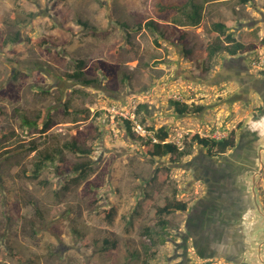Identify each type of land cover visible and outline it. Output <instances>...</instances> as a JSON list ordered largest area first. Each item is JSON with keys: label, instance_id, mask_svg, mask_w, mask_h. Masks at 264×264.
<instances>
[{"label": "rangeland", "instance_id": "1", "mask_svg": "<svg viewBox=\"0 0 264 264\" xmlns=\"http://www.w3.org/2000/svg\"><path fill=\"white\" fill-rule=\"evenodd\" d=\"M192 4L203 5L198 24ZM229 19L236 38L255 49L206 54L204 72L214 23ZM149 20L159 30L143 27ZM263 38L264 0H0V264H204L193 243L203 210L219 215L211 238L227 232L223 246L247 245L240 263L264 264V106L247 88L264 83ZM240 56L247 79L228 67ZM79 60L93 84L66 77ZM173 100L204 110L181 115ZM43 113L52 125L45 133ZM119 117L140 124L145 132H133L144 139L165 127L168 141L183 147L189 133L235 130L240 146L215 157L195 145L173 164L147 155ZM96 135L92 155L65 149L35 176L41 153ZM84 161L91 171L75 173L71 166ZM176 192L188 211L166 217L171 236L150 257L143 231L157 229L156 207ZM239 212L227 228L222 219ZM253 249L255 261L244 260Z\"/></svg>", "mask_w": 264, "mask_h": 264}, {"label": "trees", "instance_id": "2", "mask_svg": "<svg viewBox=\"0 0 264 264\" xmlns=\"http://www.w3.org/2000/svg\"><path fill=\"white\" fill-rule=\"evenodd\" d=\"M252 1L253 0H238V2L242 5H247ZM191 6L193 9L192 20L195 24H198L201 20L203 5L192 4ZM79 23L82 24L85 28L89 27V23L87 22L80 20ZM235 25V19H229L227 21L220 20L214 23V30L216 31L217 37L215 41L208 45L207 49L202 52V58L200 59L201 68L204 72L209 71V68L206 66V54L209 58H213L216 54L221 52H227L231 56H238L255 49L254 43L246 44L236 38L234 32L232 31ZM139 27L142 28V25H140ZM143 27L159 30L158 27L155 26V22L153 20L147 21L143 25ZM161 35L165 37L164 33L162 32ZM262 41L264 44V38L262 39ZM187 52L190 53V51ZM86 74L87 71L85 69V61L79 60L77 62V69L73 73L68 74L66 77L68 79H75L86 85L93 84L95 80L86 78ZM173 104L176 112L181 115H200L204 110L203 106H191L178 100H173ZM145 107V104L139 105L136 112L139 113L140 110ZM82 116L84 119L89 118V115L87 113H83ZM119 118L126 123L131 136L135 140L142 142L143 150L147 155H150L153 158H164L167 156H171L170 161L173 164L179 162L183 157L190 156L192 154V148L195 145L199 146L200 148L206 149L210 156L215 157L222 156L223 154H226L228 151L233 150L238 146V137L235 130L230 131L227 136L221 138L201 136L199 133H189L187 135V142H185L184 146L181 147L174 142L168 141L170 136L165 127L160 128L157 132L154 133L152 137L144 139L142 136L136 135L133 132V120L124 117ZM41 119L42 122L40 123H43V128L40 129V131L45 133L51 128L52 125L50 121H45L47 119L45 113L41 115ZM26 123L31 126H37L38 124L28 120L27 118ZM98 136L96 135L91 137L87 142H84L83 145L78 144L76 141H72L63 145L62 148H57L50 152L45 151L41 153L42 159L36 164L35 176H39L40 172L47 165V162L55 163L58 158H61V155L65 149H68L80 156L92 155ZM33 150H37V145H35ZM61 162L62 161L59 162V165H61ZM91 166V161H84L72 165L71 168L75 173H79L80 175H87V173L92 169ZM62 171L63 170H61L60 172L62 173ZM45 182L47 183V181ZM176 195L177 192L173 197L166 198L165 204L163 206L156 207V215L158 217V222L156 225L157 229L146 227L143 231V234L145 236H148L151 240V245L145 246V253L147 255H150V257H152L153 254L158 251L157 248L159 246L166 244L168 238L171 236L168 233L170 221L166 217L178 212L188 211V203L186 201L179 200ZM207 211L209 210H203L200 215L197 214L194 218V220H197V224H199L198 226H202L206 217H209V213ZM111 245L116 246L117 244L116 242H114ZM144 264H150L149 258L144 260Z\"/></svg>", "mask_w": 264, "mask_h": 264}, {"label": "crops", "instance_id": "3", "mask_svg": "<svg viewBox=\"0 0 264 264\" xmlns=\"http://www.w3.org/2000/svg\"><path fill=\"white\" fill-rule=\"evenodd\" d=\"M232 58H233L232 60H236L237 61V60H239V58H243V57L240 56V57H232ZM242 64H243L244 68H248L249 67V62L247 61V59H244ZM233 70L231 69L232 72H234ZM242 73H243L244 76H246V79H247V75L250 74V72L249 73L246 72V69ZM238 78L243 80V78H241L240 76ZM259 88H260L261 94L264 96V83H263V85H259ZM207 212L209 213L208 215H209L210 218L206 217V219L204 220L202 226H197L196 227V229H199V231H200L199 232V237L197 239L196 238L193 239V243H194L195 249L197 250V252L201 256L202 260H205L204 264H210V263L211 264H218V261L216 262V260H214V259H218V258L226 259V261H229L228 263H230V264H233L234 263L233 261H235V262L237 261L236 264H247V261H245V262L243 261L244 263H242V262L240 263L241 259L243 258L242 254L247 251L246 250L247 249L246 245H245V247L241 246V248H239V249H237V247H235V245H231V244H229L227 247H225V246H223V241L224 240L221 241L222 243L219 241V237L218 236H220V235H216L215 238H211L210 237L211 234H208V233H210L209 230L212 227L211 220L215 219L214 218L215 216H217V218H218L219 215H218V213L213 212V211H211V212L207 211ZM239 213L236 214V215H228V216H226V217H224L222 219V221L224 222L225 226H227V228L231 227V224L233 222H236V221L241 219L242 213H240V214ZM194 217H196V216H194ZM192 220H193V218H192ZM224 224H222V225H224ZM204 226H206L207 228H205ZM187 229H188V227H187ZM190 231H191V229H190ZM241 235H242V237H244V235L242 233H241ZM227 237H226L225 241L228 240ZM204 243H206V244H204ZM249 244H250V247L249 246L248 247L250 249L251 248V243H249ZM203 250L206 251V252L208 251V255L202 254V253H204ZM254 252H255V249H253L252 253H250V250H248V252H247L248 255L245 254L246 256H245L244 260H246L247 257H248V260L250 259L251 261L254 262L255 261L254 260L255 257L252 256ZM240 256H242V257H240ZM256 257H257V255H256Z\"/></svg>", "mask_w": 264, "mask_h": 264}, {"label": "flooded vegetation", "instance_id": "4", "mask_svg": "<svg viewBox=\"0 0 264 264\" xmlns=\"http://www.w3.org/2000/svg\"><path fill=\"white\" fill-rule=\"evenodd\" d=\"M241 59H243V58H239V60H232V61H230V64H228V67L230 68V69H234L233 71H236L238 74H243L242 72L246 69V72L247 73H249L250 72V68L248 67V68H244L243 67V64H242V60ZM244 61V60H243ZM239 62V63H238ZM235 81L239 84V85H242V82H243V80L242 79H239L238 77L237 78H235ZM245 82H248L247 80H245ZM252 83V82H251ZM251 83H249L248 84V86H247V88L250 90V91H253V92H256L258 95H259V97L261 98V101L263 102V106H264V96L261 94V92H260V88H259V86L258 85H252ZM252 87H254V88H252ZM249 97V95L247 96V98ZM244 98L246 99V96H244ZM239 145V144H238ZM240 146V145H239ZM238 147V146H237ZM236 147V148H237ZM260 157H261V154H260ZM227 235H228V233L226 232L225 234H222V235H220V236H218L219 237V241H222V240H226V237H227ZM227 239H228V237H227ZM241 240L243 241V239L241 238ZM233 243H234V245H235V247H237V249H239V248H241V246H243V247H245L244 245H243V243H241V241H240V239L239 240H234L233 241ZM247 246V245H246ZM234 263L233 264H236L237 263V261L235 262V261H233Z\"/></svg>", "mask_w": 264, "mask_h": 264}, {"label": "built area", "instance_id": "5", "mask_svg": "<svg viewBox=\"0 0 264 264\" xmlns=\"http://www.w3.org/2000/svg\"><path fill=\"white\" fill-rule=\"evenodd\" d=\"M134 129L138 133H141L142 131L145 132L144 128L140 124H138V123L136 125H134Z\"/></svg>", "mask_w": 264, "mask_h": 264}, {"label": "water", "instance_id": "6", "mask_svg": "<svg viewBox=\"0 0 264 264\" xmlns=\"http://www.w3.org/2000/svg\"><path fill=\"white\" fill-rule=\"evenodd\" d=\"M97 87L98 88H100L101 90H104V91H106V89L104 88V86H103V83L101 82L99 85H97ZM261 165L263 166L264 165V163H262L261 162ZM253 180L255 181V178H253Z\"/></svg>", "mask_w": 264, "mask_h": 264}]
</instances>
